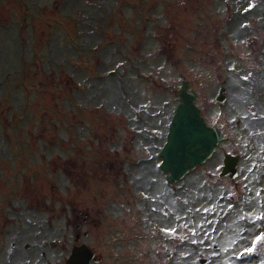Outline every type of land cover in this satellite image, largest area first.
Listing matches in <instances>:
<instances>
[{"label":"rangeland","instance_id":"rangeland-1","mask_svg":"<svg viewBox=\"0 0 264 264\" xmlns=\"http://www.w3.org/2000/svg\"><path fill=\"white\" fill-rule=\"evenodd\" d=\"M183 80L246 160L264 156V0H0V216L17 247L1 262L64 264L78 233L102 246L100 264L118 234L123 264V232L135 239L140 220L160 231L146 264H258L239 253L264 234V190H205L200 167L162 185ZM83 215L94 225L76 231Z\"/></svg>","mask_w":264,"mask_h":264},{"label":"flooded vegetation","instance_id":"flooded-vegetation-1","mask_svg":"<svg viewBox=\"0 0 264 264\" xmlns=\"http://www.w3.org/2000/svg\"><path fill=\"white\" fill-rule=\"evenodd\" d=\"M184 82H187V87H186V91L189 92L190 90H192L195 94V105L197 106V95H196V91L194 89H192V87H190V82L188 80H183L181 84H183ZM181 86V85H180ZM220 89H224V92L221 93L220 95L223 98V101L217 102L216 101V97L219 95H215L214 97V101L219 103V104H223L225 101V88L220 87L218 89V93H220ZM179 90V89H178ZM177 95L175 97V103H177ZM176 105V104H175ZM198 107V106H197ZM200 109V115L202 116L205 125L209 126V127H216V129L225 136V139H222L221 141H219L217 143V145L215 146V149L213 150L211 156L206 159L202 164H198L197 166H195L193 169H190L188 171V173L181 179L179 180H175L172 182L167 181V176L169 175L168 173L163 172L161 169V171L164 173V176L161 175L162 177V181L165 186V188H169V189H173V187L176 185V183L178 181L183 180L185 177H187L189 174L193 173L196 171L197 168H202L203 170L201 171L202 176L204 177V185H205V190H230L231 188L234 187H238L237 190H235V194L237 193L238 189L240 190H246V189H260V190H264V156H257L254 155L253 157L248 158L247 160L249 161V163L247 165H244V162H246L247 160L245 159V153L242 150V145L240 142H238L235 139V144H232V141L229 139V133L227 132L226 129H224L222 126L227 125L225 122H223L222 124L220 123L221 119H219V117L217 118V120L214 123H208L203 115L201 114V108L198 107ZM251 110H253L252 108H250ZM255 114V116L257 115V113H253ZM264 142V141H263ZM226 145V147L224 149H221V145L224 144ZM249 142H245L244 147L248 146ZM259 144V143H258ZM260 147L264 148V144H260ZM262 149H256L257 152L261 151ZM158 154V152H157ZM226 160L229 161V166L226 165ZM161 161V159H160ZM160 163V162H159ZM110 164H107L109 166H107L106 168H108V170L112 167ZM123 169V167L120 165L119 169ZM160 168V166H159ZM111 170V175H113L112 173V169ZM109 170V171H110ZM120 174L122 175L123 179L126 180V177L128 176V172L123 171V173H121V170L119 171ZM118 172V173H119ZM108 178V177H107ZM125 183V182H123ZM130 183V181H129ZM111 185L113 183H110ZM116 185V184H115ZM141 198L146 199V197L144 198L143 193L140 192V190H137L136 192ZM237 195V194H236ZM148 201V200H147ZM43 204V203H42ZM44 204H46L44 202ZM145 205V203H144ZM32 206V205H31ZM45 207V206H43ZM153 214H155L153 208H150L147 212L144 213V216L141 217L143 219H145V215H147V219L150 218V215L153 216ZM165 215V214H164ZM172 214H169V217ZM86 215H83V219L80 222L79 220H73V224L75 226V230L78 229L80 227V225L83 223L84 225H87V223H91V226L94 225L95 219L92 220H88L86 218ZM12 221V218H8L6 216L1 217L0 216V259H1V253H2V249L9 247V243H10V248L15 251H17V247H16V242L14 240H9L6 239V236L8 234V232L10 231L9 229V224L8 222ZM135 225V224H134ZM8 228V229H7ZM136 228L139 229H135V226H133V229L137 230L138 232L135 234V239L131 237L130 233L129 234H124L123 232V238H121V243H119V245L123 247L124 249V255H123V260L122 263L123 264H146L145 258H146V254L148 255V258L151 257V255H156L157 251L155 249L150 250V245H146V238L148 237L149 239H154L156 238V241H158L159 236H160V231L158 233V235H156L155 233H151L147 236V232L145 230V224H143L140 220H138V223L136 225ZM9 230V231H8ZM78 231V230H76ZM83 235L86 236L87 232L84 231ZM119 235L118 234H114V235H110L109 238L107 239V243L110 244V255L109 257H107V259H112L108 261V264H115L114 261V255H115V248L112 246H115V243H117L119 241ZM153 245L152 248L156 245L155 242H152ZM151 244V243H150ZM78 246H86L90 252L92 253L90 259H88L87 264H100L102 258L100 257V255L98 256V260L94 261L97 252H102V246L96 245L91 248H89V246L83 242L80 241V237L78 233L74 234V239L72 241V244L70 246V252L68 257L65 259V263L64 264H68V258L71 254V251L73 250V248L78 247ZM149 248V251L147 249V247ZM23 248L25 250H29L32 248V246L28 245V244H24ZM155 248V247H154ZM264 248V241H261L259 243H257L255 245V250L252 253V257L258 260V264H264V262H260L258 257L259 256H264V252H261ZM147 249V250H146ZM148 251V252H147ZM41 257H45V253L44 251L39 252ZM15 255L12 254L9 255L8 257V261H4L1 262L0 260V264H15V262H13V257ZM102 256V255H101ZM116 256V255H115ZM264 258V257H263ZM158 258H154L155 263L160 264L159 261H157ZM207 262V261H206ZM107 263V262H106ZM42 264H50L49 261L47 262H42ZM79 264V263H78ZM163 264H167L166 262L163 261Z\"/></svg>","mask_w":264,"mask_h":264},{"label":"water","instance_id":"water-1","mask_svg":"<svg viewBox=\"0 0 264 264\" xmlns=\"http://www.w3.org/2000/svg\"><path fill=\"white\" fill-rule=\"evenodd\" d=\"M187 82L181 84L177 92V103L168 123L165 141L158 150L161 161L160 169L168 173L167 181L172 182L183 178L190 169L202 164L208 159L219 141L225 139L216 127H209L200 115V109L195 105V94L186 91ZM217 102H222L219 90ZM226 160V165L229 166ZM92 253L86 246L73 248L68 258V264H87ZM206 259H199L204 264Z\"/></svg>","mask_w":264,"mask_h":264},{"label":"snow or ice","instance_id":"snow-or-ice-1","mask_svg":"<svg viewBox=\"0 0 264 264\" xmlns=\"http://www.w3.org/2000/svg\"><path fill=\"white\" fill-rule=\"evenodd\" d=\"M243 218V217H242ZM261 219H264V217H261ZM165 231H169V230H165ZM172 232H175V230H170ZM261 241H264V234H261L259 236L256 237L255 241H253V247H248L245 248L243 252L239 253V256L242 257L245 254H251L254 250H255V245Z\"/></svg>","mask_w":264,"mask_h":264}]
</instances>
